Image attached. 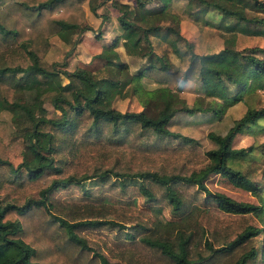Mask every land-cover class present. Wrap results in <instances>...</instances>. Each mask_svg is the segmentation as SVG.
Returning <instances> with one entry per match:
<instances>
[{
    "label": "trees",
    "instance_id": "obj_1",
    "mask_svg": "<svg viewBox=\"0 0 264 264\" xmlns=\"http://www.w3.org/2000/svg\"><path fill=\"white\" fill-rule=\"evenodd\" d=\"M83 1L7 0L0 6V111L11 114V134L23 140L14 165L0 138V264H264V173L253 181L229 162L257 149L232 142L244 131L264 132V105H247L223 135L209 132L216 147L207 150L166 128L179 113H221L178 98L172 89L177 72L167 71L171 63L151 43V36H178L179 0H135L131 17L116 7L118 33L102 46L120 45L127 55L146 59L131 74L126 61L109 59L104 49L70 71L45 69L49 38L68 42L91 29ZM183 1L194 22L225 34L223 48L192 54L184 71L202 88L207 77L215 79L199 99L232 105L264 91V49L234 46L238 34L264 36V16L247 14L264 13V0ZM208 10L219 19L204 18ZM99 62L115 74L125 70L124 85L142 110L97 105L120 82L98 76ZM144 77L159 84L147 88ZM170 138H181L183 148L144 152L165 151ZM211 174L249 191L257 204L210 192L204 181ZM77 190L84 196L75 198ZM138 200L142 207L132 210Z\"/></svg>",
    "mask_w": 264,
    "mask_h": 264
},
{
    "label": "rangeland",
    "instance_id": "obj_2",
    "mask_svg": "<svg viewBox=\"0 0 264 264\" xmlns=\"http://www.w3.org/2000/svg\"><path fill=\"white\" fill-rule=\"evenodd\" d=\"M6 1L7 0H0V6ZM175 4L178 9L175 8L174 12L178 15V18H180L176 25L179 32L178 36L167 35L166 39L161 38L162 36L159 35L151 36V43L153 47H155V51L159 55H165L167 60L171 63L167 71L170 73L177 72L178 77L172 89L177 93L178 98L181 100L183 98L188 105H191L193 100L197 99V101L204 106L220 109L221 113L217 116L207 110L196 112L192 115L179 113L166 124V128L171 132L178 133L180 136L194 140L196 149L207 150L216 147L215 143L209 139L208 133L213 132L217 135H223L231 123L243 114L247 105L254 107L263 106L264 91H257L254 94L245 96V102H237L232 105H226L222 103L221 99H216V97H203L202 100H200L199 97L201 96L198 95L204 94L203 88L212 86L215 83V79L211 76L207 77L202 88V84H200L196 75L188 72V75H191L188 76L184 71L190 64L192 54L217 52L223 48V37H225V34H222V31L216 28V26L213 27L212 25L203 23L204 21L194 22L190 16L183 11V0L176 1ZM81 6L83 20H85V24L91 29L82 34H73L68 42L63 41L58 35L49 38L48 50L41 60L45 69L55 68L58 69V71H70L76 66L90 63L103 49V54L108 56L109 59L111 58L115 62L126 61L129 65L126 71L130 74L134 69L145 64L142 65L146 59L127 55L120 45L115 46V49L109 50L102 46L108 44L118 33L116 15L119 11L116 9L120 8L124 10L126 16L131 17L135 7V0H84ZM93 7L96 8L94 11H92ZM247 14L264 16L263 12H256L253 10H247ZM204 18L212 21H217L219 19L216 10H208V12L204 14ZM164 24L170 23L165 22ZM170 25L175 28V24ZM234 46L238 50L244 48V46H257L264 49V36L238 34L237 38H235ZM117 52L119 54L115 55ZM100 63L101 62H99L98 66L95 68L97 69L99 67L96 73L98 76L113 75L114 77H118L120 82L117 86L110 88L109 93L103 100L101 99L97 105L104 108H116L120 111L132 112L142 110L144 105L140 103L132 87L124 85V80L126 78L124 75L125 70L120 71L119 74H115L110 68L100 66ZM186 76L190 78L188 79ZM60 77L65 80V77L61 74ZM141 81L147 88H153L159 84L150 77H144ZM163 84L166 85L167 82ZM45 106L52 111L51 106L48 104ZM0 120L2 121V134L0 138L5 146L4 153L7 159L15 165L20 160L23 140L11 134V114L8 111H0ZM260 125L263 126L264 121L261 122ZM170 139L171 140L164 141L165 145H168L165 151L160 152L159 149H150L151 151L147 150L144 152L161 154L162 152L169 153L172 152V150H180L183 148L180 144L181 138ZM251 144L257 146V149L253 151L251 157L248 156L246 159H231L229 162L235 168L242 170L250 180L260 181L263 175L262 173H264V150L260 149L258 146H263L264 148V132L260 129L252 132L244 131L243 133L236 134L232 142V146L235 148H246V146ZM87 151L92 155L95 153L92 149H87ZM204 185L210 192H222L236 201H242L247 204H257L256 197L249 191L226 183L219 174H211L204 181ZM77 191L78 192H74L75 198L84 196L83 191ZM200 196L202 198L203 194ZM130 207L132 210H137L142 207V203L138 200L134 205H130ZM163 214L164 217H167L166 211H163ZM258 223L260 224V222ZM106 252L107 250L104 251L105 254Z\"/></svg>",
    "mask_w": 264,
    "mask_h": 264
}]
</instances>
